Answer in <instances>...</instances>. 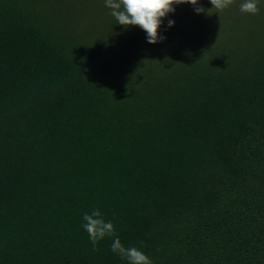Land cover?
Listing matches in <instances>:
<instances>
[{
  "label": "trees",
  "instance_id": "16d2710c",
  "mask_svg": "<svg viewBox=\"0 0 264 264\" xmlns=\"http://www.w3.org/2000/svg\"><path fill=\"white\" fill-rule=\"evenodd\" d=\"M242 2L174 5L150 44L104 0H0V264H126L93 250L96 208L154 264H264V0Z\"/></svg>",
  "mask_w": 264,
  "mask_h": 264
},
{
  "label": "clouds",
  "instance_id": "9594fccd",
  "mask_svg": "<svg viewBox=\"0 0 264 264\" xmlns=\"http://www.w3.org/2000/svg\"><path fill=\"white\" fill-rule=\"evenodd\" d=\"M217 13L230 8L236 0H210ZM190 3L199 14L205 9L198 4V0H104L105 7L110 10V15L116 22L125 28L138 26L147 34V42L156 44L162 42L165 37L160 35L163 19L169 13H174V5ZM261 0H243L239 5L242 14L258 15L260 13ZM212 8V9H213ZM209 13V10H208ZM174 21L169 20L168 26L172 27ZM82 228L87 232L94 251H99V243L105 238H111V251L118 255L126 264H154L153 260L136 246L126 247L111 221H106L103 213L93 209L91 213H85L82 217Z\"/></svg>",
  "mask_w": 264,
  "mask_h": 264
}]
</instances>
